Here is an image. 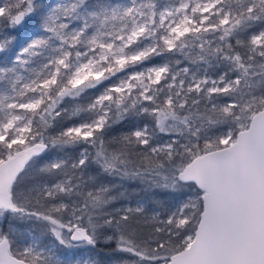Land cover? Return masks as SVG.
I'll return each instance as SVG.
<instances>
[{
	"label": "snow or ice",
	"instance_id": "1",
	"mask_svg": "<svg viewBox=\"0 0 264 264\" xmlns=\"http://www.w3.org/2000/svg\"><path fill=\"white\" fill-rule=\"evenodd\" d=\"M0 264H264V0H0Z\"/></svg>",
	"mask_w": 264,
	"mask_h": 264
},
{
	"label": "trees",
	"instance_id": "2",
	"mask_svg": "<svg viewBox=\"0 0 264 264\" xmlns=\"http://www.w3.org/2000/svg\"><path fill=\"white\" fill-rule=\"evenodd\" d=\"M27 226H25L26 228ZM109 252V249L104 247L103 250L101 251L100 249L96 250V258L98 259H104L106 258L107 254Z\"/></svg>",
	"mask_w": 264,
	"mask_h": 264
},
{
	"label": "rangeland",
	"instance_id": "3",
	"mask_svg": "<svg viewBox=\"0 0 264 264\" xmlns=\"http://www.w3.org/2000/svg\"><path fill=\"white\" fill-rule=\"evenodd\" d=\"M82 255H83L85 258H87L90 254L87 253V252H85V253H82ZM95 258H96V256H95Z\"/></svg>",
	"mask_w": 264,
	"mask_h": 264
}]
</instances>
